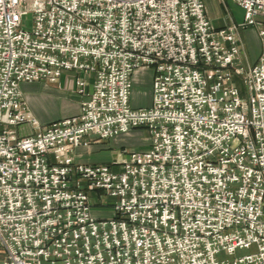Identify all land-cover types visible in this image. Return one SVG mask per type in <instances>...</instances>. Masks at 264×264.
<instances>
[{
    "label": "built area",
    "instance_id": "built-area-1",
    "mask_svg": "<svg viewBox=\"0 0 264 264\" xmlns=\"http://www.w3.org/2000/svg\"><path fill=\"white\" fill-rule=\"evenodd\" d=\"M233 1L259 25L264 0ZM236 33L204 0H0V264H264V59L244 68ZM66 72L87 100L41 128L22 85ZM140 128L118 166L75 159Z\"/></svg>",
    "mask_w": 264,
    "mask_h": 264
},
{
    "label": "crops",
    "instance_id": "crops-1",
    "mask_svg": "<svg viewBox=\"0 0 264 264\" xmlns=\"http://www.w3.org/2000/svg\"><path fill=\"white\" fill-rule=\"evenodd\" d=\"M208 16L212 22V25L217 30L228 29L233 26H243L245 11L233 0H204ZM261 27H264V17L258 18ZM241 38L245 47L246 58H244V67L253 66L258 62L261 56V38H259L258 29L252 27L249 29H242L240 31ZM149 71L140 72L134 82V86L137 85L140 76L143 73ZM33 87L35 91L28 89L27 84L22 85L23 93L27 103L30 105L31 112L34 115L35 110H40L44 116L35 117L38 118L42 125L59 121L56 114H66L64 118L77 116L80 112V106L82 101L87 100L86 97H81L79 94L70 92L73 86V81L70 73L66 72L60 81L62 89L55 84H38L34 83ZM75 84V83H74ZM75 86V85H74ZM33 88V89H34ZM93 92V87L91 91ZM132 105L134 108H145L152 105V86L151 87H137L134 88L133 95L131 98ZM148 103V104H147ZM147 106H142V105ZM42 109V111H41ZM30 131V126L25 125ZM131 132L129 135H132ZM127 135V134H126ZM79 150L75 153V159L77 162L82 157V153L79 154ZM84 163V162H83Z\"/></svg>",
    "mask_w": 264,
    "mask_h": 264
},
{
    "label": "rangeland",
    "instance_id": "rangeland-1",
    "mask_svg": "<svg viewBox=\"0 0 264 264\" xmlns=\"http://www.w3.org/2000/svg\"><path fill=\"white\" fill-rule=\"evenodd\" d=\"M259 23V22H258ZM237 29V39L239 40V44H240V49H241V64L243 65V61L244 58H246V51H245V47L243 44V39L241 38V34L240 31L243 29H249L252 27H256V29H258V34H259V38H261V56L259 57V61H261L262 59H264V27H261V24L257 25V26H252V27H246L245 25L243 26H233ZM230 27V28H233ZM251 67V66H250ZM246 69H248L249 67H244ZM71 75L72 81H73V86L71 87L70 92H73L75 94H77V88H75V79L78 76V73L75 72H68ZM154 69H151L149 72L147 73H143L140 76L139 81H137V85L135 86V88L137 87H151L152 86V82H153V76H154ZM238 81V80H237ZM28 85V84H27ZM35 85V84H33ZM33 85H28V89L31 90V92H33L32 90L35 91V88L33 87ZM241 87V86H240ZM34 88V89H33ZM59 88L62 89V86L60 84ZM78 95V94H77ZM27 103V101H26ZM28 104V103H27ZM148 104V103H147ZM29 108L30 105L28 104ZM142 106H147V105H142ZM31 111V108H30ZM40 110L37 111V109L35 110L34 115L36 117H39V115L42 117L44 116L42 112H39ZM42 111V109H41ZM32 113V112H31ZM33 115V114H32ZM33 115V117H35ZM57 118H59L58 120H64V117L66 114H56ZM35 117V118H36ZM38 119V118H37ZM40 123V122H39ZM50 124V123H49ZM46 126H48V124L42 125L40 123V127L41 128H45ZM36 129H33L32 127H30V131H28L26 126H22L19 129V134L21 136H28V135H33L35 134ZM133 134L129 135V134H123L122 136H119L115 139H109V140H100L98 139V137L94 136L93 138H91L90 142H89V147H81L79 148V154L82 153V157L79 159V161H82L80 163L84 164H88V165H106V166H118V163H121L124 159V157L127 155V153H131V152H138V151H142V150H147L150 147L149 144V135L148 132L142 128L138 129V130H133L132 131ZM79 163V162H78ZM79 163V164H80ZM116 169V168H115ZM118 169H116L117 171ZM113 200H104V207L102 206H98L96 205L93 208L94 214L95 215H100L101 217L104 218H109L112 215V203ZM101 211V212H100ZM257 252V247L254 246L250 249H244V250H239L237 251L234 255H227L226 253H221L217 256V259L219 261H227V260H234L235 258H241L244 257L245 255H251V254H255ZM2 259V255L0 254V260Z\"/></svg>",
    "mask_w": 264,
    "mask_h": 264
}]
</instances>
